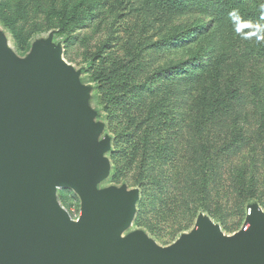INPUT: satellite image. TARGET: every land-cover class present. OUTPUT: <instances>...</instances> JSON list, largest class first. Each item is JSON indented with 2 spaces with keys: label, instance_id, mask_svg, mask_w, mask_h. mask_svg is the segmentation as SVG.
Here are the masks:
<instances>
[{
  "label": "rangeland",
  "instance_id": "374dc122",
  "mask_svg": "<svg viewBox=\"0 0 264 264\" xmlns=\"http://www.w3.org/2000/svg\"><path fill=\"white\" fill-rule=\"evenodd\" d=\"M78 1L0 0V51L22 68L32 65L40 52L68 74L79 110L99 128L95 141L104 145L101 156L106 164L95 190L125 188L136 193L119 242L142 236L158 248H169L192 235L200 219L223 237H233L246 227L251 210L264 215L260 196L242 210H198L191 217L180 204L183 193L170 186L186 165L190 144L185 139L194 133L199 109H205L208 87L229 81L237 70L228 64L223 73L215 71L219 60L221 65L227 62V54L219 56L214 46L228 49L241 26L263 37L264 0H85L64 24ZM241 11L240 24L234 19ZM55 12L65 20L55 18ZM223 12L224 19L216 17ZM187 62L192 63L185 68L192 66L183 70ZM209 62L211 67L205 69ZM259 64L256 82L263 83L264 61ZM196 76L198 83L192 81ZM222 100V118L228 134L234 133L247 124V117L240 113L234 127L233 111H249L250 103L236 94ZM211 121L206 127L213 126ZM251 124L254 128L257 121ZM218 184L214 199L230 205L232 197L225 199L227 182ZM51 198L70 220L81 218L83 199L74 188L56 186Z\"/></svg>",
  "mask_w": 264,
  "mask_h": 264
},
{
  "label": "water",
  "instance_id": "95a60500",
  "mask_svg": "<svg viewBox=\"0 0 264 264\" xmlns=\"http://www.w3.org/2000/svg\"><path fill=\"white\" fill-rule=\"evenodd\" d=\"M68 79L40 52L22 68L0 51V264H264L259 209L233 237L200 219L192 235L169 248L142 236L119 242L136 193L95 190L104 145ZM56 186L81 194L77 222L52 200Z\"/></svg>",
  "mask_w": 264,
  "mask_h": 264
},
{
  "label": "trees",
  "instance_id": "16d2710c",
  "mask_svg": "<svg viewBox=\"0 0 264 264\" xmlns=\"http://www.w3.org/2000/svg\"><path fill=\"white\" fill-rule=\"evenodd\" d=\"M84 1H78L64 24L76 16L77 8ZM223 13L216 17L224 19L226 13ZM251 15L258 17L260 13L252 12ZM251 15L249 16L252 18ZM53 16L55 18L59 16L61 20L64 18L62 13L57 12ZM243 16L241 11V14L233 19H237L241 24ZM227 35L228 32L225 33V37ZM263 40L264 36H260L257 31L243 30L241 26V32L236 39H231L228 49L223 44L221 47L214 46L219 56L227 54V62L221 65L219 60L214 65L215 71L223 73L228 64H235L237 70L229 76V81L224 79L223 83H217L218 86L208 87L207 92L210 97L205 102V109H199L200 119L192 127L194 133L190 139H185V143L190 144L189 149H186L187 169L182 165L179 177L170 185L177 192L183 193L180 204L191 211V217L195 216L198 210L208 213H218V210L223 207L226 210H242L250 200L264 196V82H256L261 71H259V63L264 61ZM190 63L192 62L183 64V70L190 68L192 65L185 68ZM207 67H211V62L205 66V69ZM198 77L196 76L192 81L198 83ZM233 94L244 97L246 104L250 103V109L249 111H233L234 127L237 126V119L241 117L240 113H246L247 124L238 127V131L228 134L226 118H222L225 111L220 104L223 98L228 95L231 98ZM206 110L210 113H207L208 116L204 119ZM208 119L212 120V127H206ZM253 120L257 121V126L254 128L251 124ZM222 157L225 159L223 163H221ZM219 182H227L225 199L232 197L230 205L221 199H214L212 195L220 192Z\"/></svg>",
  "mask_w": 264,
  "mask_h": 264
},
{
  "label": "bare ground",
  "instance_id": "6f19581e",
  "mask_svg": "<svg viewBox=\"0 0 264 264\" xmlns=\"http://www.w3.org/2000/svg\"><path fill=\"white\" fill-rule=\"evenodd\" d=\"M4 53V52H3Z\"/></svg>",
  "mask_w": 264,
  "mask_h": 264
}]
</instances>
